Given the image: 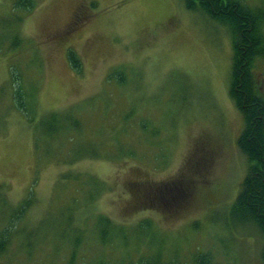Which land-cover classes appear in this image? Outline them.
<instances>
[{"label":"rangeland","instance_id":"obj_1","mask_svg":"<svg viewBox=\"0 0 264 264\" xmlns=\"http://www.w3.org/2000/svg\"><path fill=\"white\" fill-rule=\"evenodd\" d=\"M15 1L0 0V232L11 231L0 264H116L161 251L182 263L207 251L216 264H264L260 230L230 221L249 162L237 145L245 121L229 92L227 25L185 0H37L28 13ZM240 1L264 10V0ZM116 69L123 83L109 76ZM11 78L37 90L38 113L79 118L82 131L71 119L54 136H35L15 109ZM87 145L98 158L78 151ZM188 163L197 170L190 193L167 212L138 205L128 189L174 181ZM90 175L110 187L93 201ZM183 190L167 194L173 202ZM30 195L27 213L10 222ZM100 216L116 226L110 234L119 226L131 234L122 252L112 234L111 245L93 250Z\"/></svg>","mask_w":264,"mask_h":264},{"label":"trees","instance_id":"obj_2","mask_svg":"<svg viewBox=\"0 0 264 264\" xmlns=\"http://www.w3.org/2000/svg\"><path fill=\"white\" fill-rule=\"evenodd\" d=\"M37 6V0H16L15 8L23 11L33 10ZM185 6L188 10L197 11L201 10L209 17L222 22L227 25L231 30L234 40V56H233V74L231 83V95L236 98L238 108L244 115L246 127L239 139V145L247 156L249 162V170L246 178L243 182V187L238 195L235 203L230 211V221L232 224L248 226L252 225L257 227L264 236V113L261 105L253 97V83L254 79L250 71L254 60L261 54H264V33L260 32L262 24L264 22V15L260 8H251L246 6L240 0H185ZM263 40V42H262ZM69 60L71 66L78 70L80 69V61L75 53H69ZM117 83H123L119 78H115ZM13 83V101L15 109L20 111L27 123L31 125L32 132L35 136L41 132H45L46 136L53 135L56 130L63 125L67 120L69 126H72L73 130L81 132L83 125L81 119L70 117L71 115H60L56 111H48L38 113L39 104L37 102L36 93L37 90H28L22 88L15 78H11ZM37 104L35 106V104ZM13 105V106H14ZM69 117V119H68ZM65 118V119H64ZM35 139V138H34ZM38 139V138H37ZM35 140V144L38 146V141ZM94 144V141H86ZM96 143V142H95ZM95 145V144H94ZM94 145H87L84 149H78V151L84 152L90 158H98V147ZM70 156V162L73 163L76 157L72 154ZM199 172L201 169H198ZM197 170H195L196 172ZM190 170L188 166L182 171L179 176L171 182L159 183L150 189L143 188V182L134 181V183L128 184V189L134 191L136 199L140 201L138 205L146 204L147 209L154 210L153 208H160L161 212H167L171 207H177L183 200L189 195L191 178L195 174ZM67 174L63 181H67ZM88 178L89 193L88 199L93 201L104 192L110 190L109 186L100 181L97 177L90 175ZM79 176L74 175V181L78 182ZM78 186H81L80 184ZM143 188V189H142ZM171 188L184 189L180 195V200L174 196L169 197L167 191ZM83 189V188H82ZM81 187H77L75 192L78 193ZM32 195V194H31ZM30 195L25 201L17 206V216H13L10 220L20 219L28 208L34 202L33 197ZM78 197H75L74 201H77ZM138 205H131L137 207ZM156 210V209H155ZM112 221L106 217L100 216L96 225L95 240L96 247L93 250L99 252L111 245V238L116 239L117 245L114 248H119L121 252L131 242L132 236L126 232L124 226H119L117 232L110 234L108 231H112L116 228ZM147 225L141 226L150 227V221L146 222ZM10 229L5 227L0 232V254L4 253L7 249V245L10 239ZM95 238V237H94ZM110 248V247H109ZM95 257V256H94ZM126 256H122L121 261L116 264H190L182 263L175 258H166L161 252H157L151 256H139L136 262H126ZM96 258V257H95ZM98 259V258H97ZM262 259L264 262V246L262 250ZM73 264V261L71 262ZM97 264H105L102 260ZM191 264H216L213 256L210 252H197L194 255Z\"/></svg>","mask_w":264,"mask_h":264},{"label":"flooded vegetation","instance_id":"obj_3","mask_svg":"<svg viewBox=\"0 0 264 264\" xmlns=\"http://www.w3.org/2000/svg\"><path fill=\"white\" fill-rule=\"evenodd\" d=\"M258 89L260 91L261 97L264 99V64L262 67V72L260 73V77L258 78Z\"/></svg>","mask_w":264,"mask_h":264}]
</instances>
